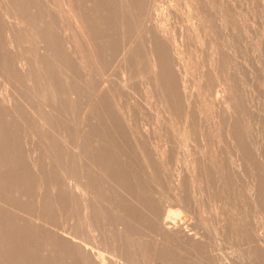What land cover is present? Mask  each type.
<instances>
[{
	"label": "bare ground",
	"instance_id": "bare-ground-1",
	"mask_svg": "<svg viewBox=\"0 0 264 264\" xmlns=\"http://www.w3.org/2000/svg\"><path fill=\"white\" fill-rule=\"evenodd\" d=\"M58 1L60 9L56 12L60 13H56L53 8L56 4L51 7V4L55 3L54 0H0V214L4 217L3 221H0V227L4 233L5 231L8 233V248L6 250L8 264H134L136 262L143 264L147 260L148 264H219L217 258L219 253L216 254L215 243L212 245L210 232L206 233L200 228L202 226L200 225L199 229L204 232L199 230L198 235H190L189 222L186 217L190 212L197 214V204L201 201L200 198L208 194L211 196L210 200L212 199L211 202L215 208V223L219 226L224 221L218 211V204L223 202L222 199L224 201L228 199L222 197L224 192H227L224 191L226 190L225 185H219L216 182L218 185L216 189H220L219 194L221 195H219L217 192L214 194L205 183L207 184L210 179V173L214 172L217 160L220 161L219 164L224 174L228 173V176H233L238 173L241 167L239 161L245 160L246 163L254 154L252 147L249 143H241L242 145L239 147H228L230 153H234L237 158V160L230 159L228 161L223 156L225 147L217 145V143L216 145L203 144L200 147L186 144L187 146L183 147L181 154L188 162L186 163L188 164L187 175L184 172L185 175L181 173L183 177L175 178L174 200L163 202L164 199L162 201L157 197L158 195L156 196L158 192L154 183L156 172L162 168L165 158L159 157L156 149L150 144L149 133L137 130L136 126L132 127L130 121L133 118H126L121 113L108 109L106 105L108 100L102 96L105 92L100 86L90 89L94 97L93 109L85 115L82 126L80 125L81 127L77 129L76 125H65L68 127L67 129L65 127L66 130L71 129L77 134H75L74 140H68L70 137L62 133L56 136V132L54 134L52 129L49 130L52 126L49 121L47 122L51 126L44 127L47 132L46 136L50 138L48 143L50 156L47 159L49 160L48 166H46L55 172L58 180L53 185L52 192H49L48 197L42 190L36 192V188H34L36 194L33 197L38 214L41 210L44 212L49 209L46 206L48 200H57V206L53 211L55 217L43 221L44 218L37 215L36 217L32 216L34 219H31L8 207L12 205L13 200L19 204L17 206L27 204L28 196L31 195V191L29 193L28 190V184H31L27 183V179H30L28 174L37 170L33 159L42 152L41 148L36 145L37 143L33 144L36 147L34 152L39 148L37 156V153H34L35 157L32 158L30 154L23 152V148H26L27 145V132L29 133L30 129L28 128H30L33 115L29 116V113L32 112L31 109L30 112L27 111L29 108L26 109L25 104L23 105L18 99L19 97L16 98L10 91V84L14 77L18 75L29 77V72L34 74L35 71V74L37 73L44 80L41 81L42 85L46 84L49 89L52 87L55 91L74 84L76 73L83 75L87 81V77L91 76L89 73H98L101 64L103 66L111 52H116L117 49L119 55L136 52L140 38L143 39L144 31L151 25H148L147 22L152 0ZM155 28L150 26V29ZM118 30H121V34L120 40L117 41L114 34ZM33 32L39 33L40 40L37 46L36 44L33 46L36 47L37 66L30 68L28 67L29 60L24 59L27 63H23L24 56L20 54V57L17 58V53L20 52L19 38L27 35H33V38L35 36ZM147 32L149 33L148 30ZM154 33L152 34L154 39L152 37L145 41L154 46L152 50L151 47L148 50L150 73L160 77L165 88L166 105L172 110L175 107L174 95L179 94L180 88L177 89L173 83L170 61L172 66L178 65V57L176 58L172 53L174 57L171 60L170 57L167 58L163 45L156 42L157 40L164 42L165 38L159 32L154 31ZM42 42L47 43V47L52 46L53 52L58 57V59L55 57L56 62L48 57V50L45 49L44 43L43 46L41 45ZM144 45L146 43H143V48ZM169 51L173 52L175 49L169 47ZM119 62L122 63L121 60ZM70 66H73L75 70L70 71ZM95 80L97 79L95 78ZM40 88L42 89V87ZM36 89L38 90V87ZM68 101V104L71 103L70 101L73 102L71 97L68 98ZM184 103L186 104V102ZM71 105L73 104L71 103ZM32 114L35 115V113ZM51 115L50 113V117ZM53 116L58 121L63 120L60 115L53 113ZM27 117L32 119L29 120L30 124L28 121L29 125L26 127L28 129L26 131ZM57 128L58 130L54 128L53 130L59 131V127ZM62 128L64 129V126ZM37 133H34L35 136ZM231 134L234 135V131ZM38 135L35 137L32 133L33 137L40 139ZM68 141L70 142L68 143ZM32 147L30 148L33 150L34 147ZM165 153L172 154L171 150L170 152L166 151L164 152L165 157ZM45 163L43 164L45 165ZM46 166L41 167L45 168ZM224 168L225 170H223ZM42 170L41 172H43ZM45 170L47 169L45 168ZM71 173L75 174L74 184L68 182V176ZM211 178L213 179V177ZM36 185L38 186V184ZM185 187L186 189H184ZM42 188L40 187V189ZM253 197L263 206L264 197L261 191H258ZM208 204L211 206L210 203ZM51 206H53L52 203ZM204 214L202 215L204 216ZM61 222H65L67 228L63 229L60 225L58 229L61 228V230L56 231L49 227L57 228V224H61ZM221 225L216 230L214 229L215 240L218 239L217 232L220 229L224 232L228 228L227 224V227L223 223ZM96 232H99V236ZM135 235L140 238H136ZM258 235L260 236V234ZM148 236H151L152 239L149 240ZM259 236L258 240L261 243L262 237ZM5 244L7 246V243ZM98 244H101L106 250H110L113 256L120 258L123 262L113 261V263L109 256L103 255L98 249L88 247V245H93L94 248H98ZM260 246L259 248H261ZM3 252L0 250V254Z\"/></svg>",
	"mask_w": 264,
	"mask_h": 264
},
{
	"label": "rangeland",
	"instance_id": "rangeland-1",
	"mask_svg": "<svg viewBox=\"0 0 264 264\" xmlns=\"http://www.w3.org/2000/svg\"><path fill=\"white\" fill-rule=\"evenodd\" d=\"M191 1L152 0L150 7L151 17L149 16L147 24L149 23L148 25L151 24L150 26H152V28H156L150 29L149 26V29L144 31V37L143 39L140 38L137 51L126 54L122 53V55H119L118 49L116 52H111V55L107 56L108 58L103 66L101 64V69H99L98 73H89L91 76L89 75V77H87V81H85L83 75H79L75 72L77 75L75 74L73 80L74 84L70 85L72 88L68 85V87H61L59 91L57 90L58 92L52 87L49 89L46 84H44V86L42 85L41 81L44 80L40 78L37 73L35 74V71L34 74L29 72V77L19 75L14 77L10 84L12 88L9 86L10 91L16 98L19 97L18 99L20 102L26 105H24L26 109L29 108L27 111L30 112L31 109L32 112L28 113L29 116L30 114L33 115L31 116L33 119L30 118L34 120L32 122V120L27 117V124H25L27 126H25V128L30 124L29 120H31V124L33 125H29L30 128L28 129L30 130L26 128V131L28 130L29 133L27 132V145L26 148H23V152H27L32 158L35 157L34 153H39V148L42 149H40L42 152H40L39 155L37 153L36 156H38L33 159L37 167L36 173L28 174L30 179H27V183H31L28 184V190L29 193L31 191V195L28 194L27 204L25 206H17L19 204L15 203L13 200L11 203L12 205L8 206L11 210L22 215L24 214L25 217L27 216L31 219L40 215L44 218L43 221H48L55 217L53 211L57 206V200H48L46 206L49 209L46 211L44 210V212L41 210L39 212L40 214L37 213V206L34 202L37 191L42 190L48 197L52 192L53 185H55L58 180L55 172L50 169V167H47V163L49 162L47 159H49L50 156L48 153L50 138L46 136L47 132H45L44 127L49 125V128L52 125L53 127L51 126L49 130L52 129L51 131L54 134L56 132V136L62 133L70 137L68 140L75 139L76 133L71 129H69L70 131L66 130L68 128L66 126L68 124L72 126L76 125L75 127H77V129L82 126L85 115L93 109L94 97L90 89L94 86H100L105 92L102 96L105 97V100H108V104H106L108 109L116 111V113H121L126 118H133L130 121L132 127L136 126L137 130L149 133L150 144L156 149L159 157L163 156L165 158L162 168L156 172L154 183L158 192L156 196L158 195L157 197L162 199V201L164 199L163 202H171L174 200V194L176 192L175 181L178 176L183 177L181 173L184 174L188 168V164H186L188 162L185 161L186 159H184L181 154L183 147L187 145L200 147L203 146V144L216 145L217 143V145L225 147L223 156L229 161L230 159L237 160V158L234 153H230L228 147H239L243 143H249L254 154L246 163L245 160L239 161L241 167L238 173L233 176H228V173H225V175L219 164L220 161L217 160L218 163H216L214 172L210 173V179L207 181V184L205 183L214 194L215 192H217V194L220 193V189H216V186H218L217 183H219V185H225L226 190L224 191L227 192H224L222 197H227L228 199L225 201L222 199L223 202L218 204V211L224 219L222 222L223 225L225 224L226 226L227 224L228 228H226L224 232H222V229H220L221 231L218 229V239L215 240L213 237L215 235L214 232L217 227L222 226V223H220L219 226L215 223V208L211 202L212 199L210 200L211 196L208 194L200 198L201 201L197 204V214L190 212L189 216L186 218L189 222L188 227L190 235H198L200 231H205L208 234L210 232L209 235L213 243L212 245L215 243L214 248L216 249V254L219 253V257L217 256L219 264H264V202L263 206H261L253 197L258 191H261L264 197V0ZM54 2L55 3L50 4L51 7L53 4H56L57 8L56 6L53 7L56 12L60 9V7H58L59 1L54 0ZM120 31H115L114 34V38L117 41L120 40ZM154 31L159 32V34L165 38V44L157 39L156 42L163 45L167 58L170 57L169 59L171 60L172 57H174L172 53L176 58L178 57V65L172 66V62L170 61V67L173 72V83L177 89L180 88L179 94L174 95L175 107L172 108V110L166 105L164 96L165 88L161 83L160 77L153 76L150 73L151 69L149 67L151 66L148 63L150 54L148 50L149 47H151L150 49L152 50L154 46L149 45L150 43L145 41L152 39L154 36L152 34H155ZM33 33L35 35L33 37L34 39L32 38L33 35L30 36L27 34V36L19 38L20 40L18 39L20 47L18 48L20 52L17 53V58L20 57V54L23 55V63H27L26 60H29L28 67L30 68L31 66L34 68L37 66L36 63L38 60L36 62L35 57L36 47L33 46H35V44L37 46L40 40L39 33ZM154 38L155 37H153V39ZM43 43L45 44V49L48 50V57L56 62V58L58 59V57L53 52L52 46H48L50 48L49 50L47 47L48 44L42 42V46ZM141 43L142 45H140ZM143 43H146L144 48ZM169 47L174 48L175 51H169ZM119 60L122 61L121 64ZM73 66H70V71L75 70ZM95 78L97 80H95ZM82 86L84 87L82 88ZM37 87L40 91L36 89ZM40 87H42V89ZM23 95H28L29 101L27 97ZM69 97L72 98L73 102H70L73 105H71V103L68 104ZM184 102H186V104ZM182 104L184 105L182 106ZM49 110L50 112H48ZM58 112L59 114H57ZM32 113H35V115ZM50 113L52 114L51 117ZM53 113L60 115V118L63 120H56ZM34 116H36L37 119ZM36 120L38 122H35ZM47 121H49L51 125ZM34 125L36 126L34 127ZM63 126L64 129L62 128ZM57 127H59V131H57ZM42 128L44 130V136ZM53 128L57 130H53ZM38 130L39 132L41 131L40 135H38ZM230 131H234V135L231 134ZM32 133L34 136V133H37L40 139L35 138L37 135L33 137ZM70 141H68V143ZM233 142L235 143L234 145ZM34 143H37L36 145L39 147H37V151L35 150L36 152H34V149H36ZM29 146H33V150ZM31 150L33 153L30 152ZM170 150L172 154L165 153V157L164 152H170ZM171 155L173 156L171 157ZM38 157L41 158L37 159ZM43 158L44 160L46 159V163ZM41 163H45V165ZM40 165H47L45 168L48 171ZM41 170L43 172H41ZM223 170H225V168ZM45 171L47 172L45 173ZM185 174L187 175V172ZM211 177H213V179ZM75 180V174H69L68 182L70 181L69 183L74 184ZM43 181H45L44 183L46 184L42 183ZM36 184H38V186ZM39 186L43 188L40 189ZM34 188L37 189L35 193ZM184 189H186V187ZM187 190H189V187H187ZM51 203L53 206H51ZM208 203H210L211 206H209ZM29 207L31 208L29 209ZM51 214L53 215L52 217ZM202 214H204V216ZM2 219H4V217L0 214V221H3ZM60 225L63 229L67 228L65 227V225L67 226L65 222H61V224L58 223L57 228L53 226L49 227L53 230L60 231L61 228L58 229ZM200 225L202 226L200 227ZM199 227L204 231L199 229ZM1 230L0 227V231ZM1 232L0 250L4 252L0 254V264H8V254L6 253L8 248V233L6 231L4 233L3 230ZM96 234L99 236V232H96ZM258 234H260V236ZM258 236L262 237L261 243L258 240ZM136 238H140V236L137 235ZM148 239L150 240L152 237L148 236ZM256 241L258 242L256 243ZM5 243H7V246ZM259 246L261 248H259ZM88 247H92L95 250L98 249L103 255L109 256L112 262H123L120 258L113 256L112 252L106 250L101 244H98V248H94L93 245H88ZM147 261L144 263L148 264ZM137 263L138 262L134 264Z\"/></svg>",
	"mask_w": 264,
	"mask_h": 264
}]
</instances>
